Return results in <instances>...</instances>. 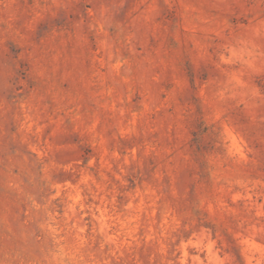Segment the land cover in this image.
<instances>
[{"label": "rangeland", "instance_id": "rangeland-1", "mask_svg": "<svg viewBox=\"0 0 264 264\" xmlns=\"http://www.w3.org/2000/svg\"><path fill=\"white\" fill-rule=\"evenodd\" d=\"M0 264H264V0H0Z\"/></svg>", "mask_w": 264, "mask_h": 264}]
</instances>
